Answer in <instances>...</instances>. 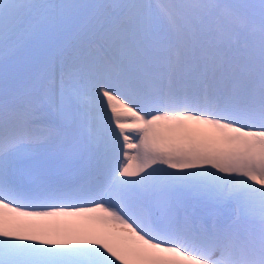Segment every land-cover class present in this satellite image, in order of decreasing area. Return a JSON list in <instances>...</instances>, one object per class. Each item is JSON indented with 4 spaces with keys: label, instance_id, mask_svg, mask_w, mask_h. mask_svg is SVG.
<instances>
[{
    "label": "snow or ice",
    "instance_id": "snow-or-ice-1",
    "mask_svg": "<svg viewBox=\"0 0 264 264\" xmlns=\"http://www.w3.org/2000/svg\"><path fill=\"white\" fill-rule=\"evenodd\" d=\"M0 264H264V0H0Z\"/></svg>",
    "mask_w": 264,
    "mask_h": 264
},
{
    "label": "bare ground",
    "instance_id": "bare-ground-1",
    "mask_svg": "<svg viewBox=\"0 0 264 264\" xmlns=\"http://www.w3.org/2000/svg\"><path fill=\"white\" fill-rule=\"evenodd\" d=\"M83 206H88V205H83ZM69 218L71 219L67 220L68 224L71 225L70 227H72L75 230H78L79 226H82L83 229L80 227V230L82 229V231H102L103 230V226L94 220H86L81 217H69Z\"/></svg>",
    "mask_w": 264,
    "mask_h": 264
},
{
    "label": "rangeland",
    "instance_id": "rangeland-1",
    "mask_svg": "<svg viewBox=\"0 0 264 264\" xmlns=\"http://www.w3.org/2000/svg\"><path fill=\"white\" fill-rule=\"evenodd\" d=\"M68 219L70 220L71 218L67 217V218H58L57 220H49L45 224V226L50 227V228L73 229L72 227H70L71 225L68 224V221H67ZM80 227L82 228V226H79L78 230H80ZM82 229H81V231H82Z\"/></svg>",
    "mask_w": 264,
    "mask_h": 264
}]
</instances>
